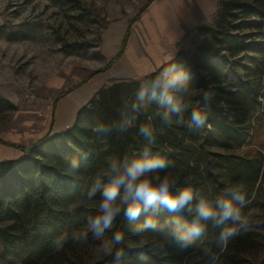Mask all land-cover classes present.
Masks as SVG:
<instances>
[{"label":"trees","instance_id":"1","mask_svg":"<svg viewBox=\"0 0 264 264\" xmlns=\"http://www.w3.org/2000/svg\"><path fill=\"white\" fill-rule=\"evenodd\" d=\"M236 9L250 19L247 26L252 32L234 34L243 26L237 22ZM262 27L264 0L254 4L223 0L216 25L201 27L208 36L194 52L178 51L170 62L139 79H117L101 87L77 111L70 127L20 148L24 153L19 157L1 159L0 264H52L79 245L72 241V231L97 214L94 202L100 193L93 201L84 198L93 178L102 175L111 161L125 155L131 158L145 147L169 162L164 171L177 178L174 190L193 188V207L200 199L214 201L229 185L238 187L245 196L241 211L249 220V231L242 230L221 248L223 226H209L203 237H193L182 247L169 234L171 221L179 219L190 226L195 213L149 209L139 221L117 218L113 230L126 233L125 242L118 246L125 250L122 260L101 255L89 264H264V215L249 212L264 195V157L260 152H238L249 141L252 113L264 106V56L257 54L264 46ZM162 67L187 77L189 91L176 95L203 109L208 116L204 127L189 128L187 114L183 123H176L175 116L171 125L163 121L167 108L151 99L152 84L163 75ZM141 90L147 93L143 103L138 100ZM122 120L130 123L123 132L113 127ZM101 125L112 130L98 131ZM141 126L151 127L154 143L139 134ZM73 161L78 164L74 171ZM148 215L163 230L143 234L140 248V238L131 232ZM61 235L65 240L56 251L55 241ZM110 236L109 232L105 237ZM92 238L89 234L88 241ZM129 244L138 250L127 251ZM255 249L262 252L256 255Z\"/></svg>","mask_w":264,"mask_h":264},{"label":"rangeland","instance_id":"2","mask_svg":"<svg viewBox=\"0 0 264 264\" xmlns=\"http://www.w3.org/2000/svg\"><path fill=\"white\" fill-rule=\"evenodd\" d=\"M152 2L0 0V144L23 154L20 148L51 134L57 104L68 93L86 86L94 96L123 75L133 76L128 79L143 77L135 61H143L145 53L134 37L141 16ZM240 2L254 4L256 0ZM222 6L223 0H216L202 26L214 27ZM233 11L240 16L237 22H243L234 34L252 32L243 11ZM197 28L179 38L176 53L191 54L208 36L205 29ZM261 31L264 38L263 27ZM260 47L262 51L257 49V54L264 56V46ZM252 116L249 141L238 152H260L264 157V106L260 104ZM249 212L264 215L263 194ZM100 244L95 238L82 242L52 264L94 262L101 256L97 254ZM255 251L256 255L262 252Z\"/></svg>","mask_w":264,"mask_h":264},{"label":"clouds","instance_id":"3","mask_svg":"<svg viewBox=\"0 0 264 264\" xmlns=\"http://www.w3.org/2000/svg\"><path fill=\"white\" fill-rule=\"evenodd\" d=\"M163 75L158 77L151 87V99L159 105L165 106L167 111L163 114V121L172 124V117H176V123H183L187 114L188 127H204L208 122V116L201 107H193L184 103L177 97V93H187V77L175 69H161ZM147 93L143 90L139 93L138 100L143 103ZM208 99V94H204ZM133 105V109H136ZM130 126L129 121L122 120L114 125L118 131H125ZM211 127L210 124H207ZM98 131L110 132L112 129L98 126ZM139 134L149 143H154L153 130L149 126H141ZM169 162L164 158L154 155L150 148L145 147L140 153L131 158L125 155L122 159L113 160L102 175L93 178L91 185L84 198L87 201L97 199L99 192V203L96 207V215H90L82 228L72 231L74 243L86 242L89 234L96 240L101 241L97 250L98 255L114 257L120 261L125 256V250L119 248L126 239V233L114 231L113 226L117 218L123 215L128 220L139 221L142 212L147 213L149 209L158 211L164 208L168 212L186 211L189 214L195 213V219L190 226H185L179 219L171 221L169 234L176 243L187 247L193 237H203L208 227L220 228L218 243L221 248L227 247L228 243L239 236L241 231H249V220L242 214L241 207L245 204V196L241 190L229 185L224 188L221 195L214 201L208 202L204 199L198 200L195 207L193 201L196 193L193 188L185 186L174 190L177 185V178L164 171ZM78 167L73 161L70 168L74 171ZM231 222V223H228ZM157 219L148 215L142 223L132 229L131 235L139 237V246L143 248V234L152 231H162ZM111 236L104 239L106 233ZM65 237L61 235L55 241V250L59 251ZM130 244L127 251H134Z\"/></svg>","mask_w":264,"mask_h":264},{"label":"crops","instance_id":"4","mask_svg":"<svg viewBox=\"0 0 264 264\" xmlns=\"http://www.w3.org/2000/svg\"><path fill=\"white\" fill-rule=\"evenodd\" d=\"M215 1L153 0L141 16L140 24L137 26L139 28L134 37V41L142 47V53H145L143 61L134 59L135 67L140 71L139 74H148L164 63L170 62L176 55V42L194 27L201 28L211 13ZM121 77L128 79L133 76ZM91 91L89 87L83 86L60 99L56 107V120L51 134L62 131L74 123L77 111L95 96L91 95ZM19 155H21L20 151L0 144V159Z\"/></svg>","mask_w":264,"mask_h":264},{"label":"water","instance_id":"5","mask_svg":"<svg viewBox=\"0 0 264 264\" xmlns=\"http://www.w3.org/2000/svg\"><path fill=\"white\" fill-rule=\"evenodd\" d=\"M20 156V155H19ZM19 156H17V157H19ZM11 158H16V157H11ZM1 160V159H0Z\"/></svg>","mask_w":264,"mask_h":264}]
</instances>
